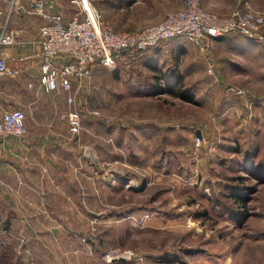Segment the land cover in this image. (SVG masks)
I'll use <instances>...</instances> for the list:
<instances>
[{
	"label": "rangeland",
	"instance_id": "obj_1",
	"mask_svg": "<svg viewBox=\"0 0 264 264\" xmlns=\"http://www.w3.org/2000/svg\"><path fill=\"white\" fill-rule=\"evenodd\" d=\"M89 1L103 24L116 32H136L156 24L182 2ZM201 3L218 16L244 7L264 12V0ZM222 41L213 51L217 82L207 75L202 58L191 64L181 58L179 65L170 55L164 63L169 70L162 71L159 65L163 61L153 65L166 81L178 77L170 86L172 95H146L151 85L147 66L151 64L142 58L127 65L118 60L112 69L95 67L91 79L82 83L84 93L75 96V106L70 107L82 115V129L79 136H74L78 143L69 158L83 166L86 179L80 180L81 184L106 174L107 183L115 185V193L104 190L105 199L93 209L95 213L83 214L88 221L70 223L74 225L72 239L81 249L50 257L54 263L80 264L84 259L85 264H107L100 255L114 249L131 251L141 256L142 262L108 264H264V50L238 35ZM20 75L3 79L9 91L2 96L4 103L14 101L10 110L23 111L26 133L53 130L49 123L52 115L46 106L41 109L47 100L37 94L32 95L34 101L23 96L25 86L28 92L33 88L28 87L30 78ZM220 84L243 89L250 107L245 109L241 99L224 94ZM181 91L191 96L193 103L181 100ZM19 92L24 98L14 96ZM37 97L39 106L34 103ZM65 102L62 104L67 111ZM66 111L57 110L62 114ZM94 111L101 117L93 116ZM161 118L163 141L153 138L144 148L145 140L141 139L130 148L124 128ZM41 121L42 126L35 125ZM111 123L120 147L109 142L116 154L107 157L105 150L97 152L91 140L95 135L88 128L97 124L106 133ZM53 126L56 133L73 136L66 118L58 117ZM198 136L205 143L196 145ZM86 147L91 149L97 166L92 167L84 157ZM59 169L65 175L62 185L68 184L67 171L63 166ZM83 238L91 240L83 242ZM24 244L25 239L19 242L17 254L33 264Z\"/></svg>",
	"mask_w": 264,
	"mask_h": 264
},
{
	"label": "crops",
	"instance_id": "obj_2",
	"mask_svg": "<svg viewBox=\"0 0 264 264\" xmlns=\"http://www.w3.org/2000/svg\"><path fill=\"white\" fill-rule=\"evenodd\" d=\"M11 1L0 0V23L7 21L8 18L9 28L15 30L17 35V43L6 49L7 64L10 69L22 74L21 77L24 74L30 78L29 85L33 89L28 92L25 86L26 92L23 93V96L29 97L30 100L33 99V94H37L41 96L40 98L47 100L42 103L41 109L46 106L47 111L52 115L49 123L53 130L47 132L35 130V132L26 133L21 137L0 136V255L3 253L11 255L12 264H27L28 259L21 258L17 254L20 249L19 239L23 238L25 239L24 248L30 253L29 259L33 264H56L50 257H57L62 252H69L71 249L81 247L79 242L76 247V241L72 239L75 235L72 234L74 225L72 227L70 223L86 221L83 214L85 212L95 213L93 209L100 204V200L105 199L104 190H108L114 195L115 185L111 186L110 183H107L109 176L106 174H103L102 177L95 175L90 178L92 183L81 184L80 180L86 179L83 166H78L74 158L71 160L69 158L75 153L78 138L69 134L56 133L53 126L58 117L65 119L67 111L70 110L69 107L66 111L62 104V101H66V96L64 94L45 95L38 88V18L25 13L7 17ZM17 1L21 6L26 7L35 0ZM42 1L49 11L60 14L65 22H68L76 12V8L70 4V0ZM180 7L181 4L174 11ZM221 43L223 44L224 41H216L213 51L215 46ZM213 51L211 59L215 61ZM170 55L179 65L181 58L187 61L186 64L198 63L202 58L205 66L204 53L182 39L166 41L154 50L126 56L119 60L127 65V62L142 58L145 63L151 64L147 67L153 73L150 70L154 66L153 64L162 61L163 64L159 65L162 66V71L169 70V66L164 63L170 59ZM215 65L217 73V64ZM224 85H221L222 90L224 94L229 95L224 91ZM176 87L178 88V86ZM8 92L6 86L3 85V79L0 80V116L5 111H10V106H13L14 101L8 104L4 103L2 99V96ZM73 92L78 96L84 93V90L82 87L76 90L73 85ZM12 94L14 95V93ZM21 94L19 92L14 96L24 98L20 96ZM40 98L35 99L34 103L37 106L40 105ZM18 106L22 105L18 104ZM58 109L66 112L58 113ZM161 121H163L162 118L158 121L144 120L139 125H130V127L124 128L123 133L127 136L130 148L133 147V143L136 144L143 139L145 140L144 148L150 146L153 138L163 141L165 128L162 129V125L159 124ZM35 125L42 126L43 123L41 121ZM96 125L88 129L95 135L91 136V140L97 152L101 153L105 150L107 157L115 156L116 149L114 150L112 148L114 145L110 143L117 142L114 135L116 129L112 127L111 123L107 125L108 133H105ZM99 144L102 145V149ZM116 144L117 148L120 147V142ZM60 166H63L67 171L68 184L62 185L61 183V178H64L65 175L59 169ZM87 176L89 175L87 174ZM70 258L74 260L73 256ZM100 262L99 264H103ZM80 264H85L84 259Z\"/></svg>",
	"mask_w": 264,
	"mask_h": 264
},
{
	"label": "built area",
	"instance_id": "obj_3",
	"mask_svg": "<svg viewBox=\"0 0 264 264\" xmlns=\"http://www.w3.org/2000/svg\"><path fill=\"white\" fill-rule=\"evenodd\" d=\"M70 4L76 8V12L68 22L60 14L49 11L42 0L32 1L26 7L12 0L7 13V17L25 13L38 18V88L45 95L64 94L69 107L75 106L73 85L76 90L81 88L83 82L91 79L95 67L112 69L120 58L146 53L166 41L182 39L202 51L206 57V73L214 82L218 81V75L211 54L218 39L238 35L264 50V12L249 7L218 16L205 10L201 0H182L178 10L166 14L156 24L136 32H116L103 24L101 15L93 9L89 0H70ZM7 21L0 23V80L14 79L17 75L7 64L6 49L17 43L16 32L9 28ZM223 89L229 95L241 99L243 108L250 107L249 98L243 89L232 84H225ZM91 114L101 117L98 111ZM66 119L69 132L79 136L82 115L75 108H70ZM24 134L23 111L10 110L1 114L0 136L21 137ZM195 141L196 145L205 143L202 136L196 137ZM83 153L92 167L97 166V160L89 147ZM89 240L83 238V242ZM19 242L23 243L24 239ZM100 257L107 264L116 261L142 262V257L131 251L108 249Z\"/></svg>",
	"mask_w": 264,
	"mask_h": 264
},
{
	"label": "trees",
	"instance_id": "obj_4",
	"mask_svg": "<svg viewBox=\"0 0 264 264\" xmlns=\"http://www.w3.org/2000/svg\"><path fill=\"white\" fill-rule=\"evenodd\" d=\"M224 38H220L217 41H222ZM150 70H152L153 73H151V76L149 77L151 85L150 87H148L146 95H148L149 97H160L164 95L174 94L172 91L173 87L170 86L175 82L177 78L166 81L164 75L162 76L157 74V69L155 66H152V69ZM165 85L167 86V88L164 87ZM178 97L186 103H193V98L186 95L184 91L179 92ZM238 201L243 207L245 206V202L243 201V199H240ZM0 264H12V256L7 253H3L2 255H0Z\"/></svg>",
	"mask_w": 264,
	"mask_h": 264
}]
</instances>
